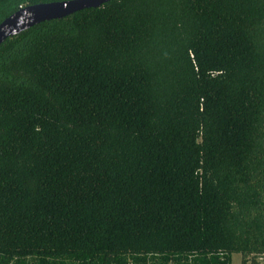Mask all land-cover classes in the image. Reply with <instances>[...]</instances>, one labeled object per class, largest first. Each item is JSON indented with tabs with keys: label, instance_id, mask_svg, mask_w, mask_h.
Wrapping results in <instances>:
<instances>
[{
	"label": "trees",
	"instance_id": "obj_1",
	"mask_svg": "<svg viewBox=\"0 0 264 264\" xmlns=\"http://www.w3.org/2000/svg\"><path fill=\"white\" fill-rule=\"evenodd\" d=\"M234 253L264 255V0H111L0 45V264Z\"/></svg>",
	"mask_w": 264,
	"mask_h": 264
},
{
	"label": "water",
	"instance_id": "obj_2",
	"mask_svg": "<svg viewBox=\"0 0 264 264\" xmlns=\"http://www.w3.org/2000/svg\"><path fill=\"white\" fill-rule=\"evenodd\" d=\"M111 0H61L20 7L0 22V45L42 22L62 19L75 12L98 8Z\"/></svg>",
	"mask_w": 264,
	"mask_h": 264
},
{
	"label": "rangeland",
	"instance_id": "obj_3",
	"mask_svg": "<svg viewBox=\"0 0 264 264\" xmlns=\"http://www.w3.org/2000/svg\"><path fill=\"white\" fill-rule=\"evenodd\" d=\"M231 264H241V254H232ZM248 264H251L250 262ZM258 264H264V255L258 258Z\"/></svg>",
	"mask_w": 264,
	"mask_h": 264
}]
</instances>
